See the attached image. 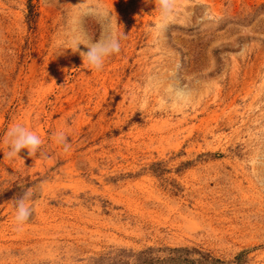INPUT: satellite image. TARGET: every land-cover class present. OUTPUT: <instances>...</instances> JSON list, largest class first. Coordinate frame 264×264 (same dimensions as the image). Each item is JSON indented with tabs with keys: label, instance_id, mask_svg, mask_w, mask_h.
Returning a JSON list of instances; mask_svg holds the SVG:
<instances>
[{
	"label": "rangeland",
	"instance_id": "1",
	"mask_svg": "<svg viewBox=\"0 0 264 264\" xmlns=\"http://www.w3.org/2000/svg\"><path fill=\"white\" fill-rule=\"evenodd\" d=\"M112 35L99 71L70 49ZM17 124L36 154L7 155ZM6 188L0 264H135L149 247L264 264V0H174L166 19L156 0H0Z\"/></svg>",
	"mask_w": 264,
	"mask_h": 264
},
{
	"label": "clouds",
	"instance_id": "2",
	"mask_svg": "<svg viewBox=\"0 0 264 264\" xmlns=\"http://www.w3.org/2000/svg\"><path fill=\"white\" fill-rule=\"evenodd\" d=\"M156 4L159 6L162 19H166L171 15L174 0H156ZM84 44L88 47L89 51L80 52V56L83 62H87L91 69L99 71L103 68L104 58L108 55L116 54L120 51V43L115 35L104 39L103 41H97L95 43H81L77 41L74 47H70L73 52L79 51V45ZM10 137L9 157L18 156V154L26 149L29 156L36 154L42 144L40 137L34 132L28 130L22 125H15L9 130ZM57 142L64 146V150L67 151L70 148V143L63 132L55 134ZM32 193L29 190L25 194L16 200L15 203V221L18 225H23L29 220L32 215L33 209L28 203Z\"/></svg>",
	"mask_w": 264,
	"mask_h": 264
},
{
	"label": "trees",
	"instance_id": "3",
	"mask_svg": "<svg viewBox=\"0 0 264 264\" xmlns=\"http://www.w3.org/2000/svg\"><path fill=\"white\" fill-rule=\"evenodd\" d=\"M9 197L10 191L7 188L0 192V202ZM153 250L154 248L149 247L137 253H132V255H135V264H219L223 262L219 258L211 257L208 253H201L200 251L198 252L201 253V258L195 259L190 257L189 254L191 251H194V249H188L186 247H168L167 250H169L172 254H175L172 255L173 257L168 258L154 256ZM168 260L169 263H165L168 262Z\"/></svg>",
	"mask_w": 264,
	"mask_h": 264
}]
</instances>
